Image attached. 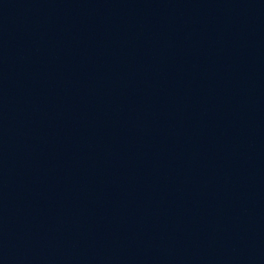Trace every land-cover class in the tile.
I'll use <instances>...</instances> for the list:
<instances>
[{"label":"water","instance_id":"water-1","mask_svg":"<svg viewBox=\"0 0 264 264\" xmlns=\"http://www.w3.org/2000/svg\"><path fill=\"white\" fill-rule=\"evenodd\" d=\"M0 264H264V0H0Z\"/></svg>","mask_w":264,"mask_h":264}]
</instances>
